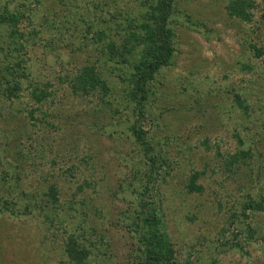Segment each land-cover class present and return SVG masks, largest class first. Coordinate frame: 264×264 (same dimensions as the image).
I'll list each match as a JSON object with an SVG mask.
<instances>
[{
	"label": "trees",
	"instance_id": "trees-1",
	"mask_svg": "<svg viewBox=\"0 0 264 264\" xmlns=\"http://www.w3.org/2000/svg\"><path fill=\"white\" fill-rule=\"evenodd\" d=\"M119 1L93 0L94 8L101 12L88 24L83 38L88 37V46L99 51L95 60L57 61L64 73L53 70L47 77L43 69L34 67L32 54L36 47H55L54 38L45 37L44 31L55 21L64 25L65 19L55 8L40 17L34 11L42 0H0V213H40L48 230L62 233L71 264H112L116 254L109 228L98 227L92 215L93 209L102 208L96 203L91 205L85 194L88 187H99L90 177L97 174L98 153L94 144L85 140L88 132L82 133L83 137L68 124L73 119L93 120L91 128L105 129L110 135L119 133L120 138L128 132L126 137L133 143L130 159L124 154L123 161L131 163L135 197L127 209L117 207L111 221L116 229L126 228L137 240L129 262L186 264L177 256L167 227L160 185L164 183L168 159L169 167L173 159L163 147L164 142L153 135L159 115L153 117L152 101L157 84L164 83L162 71L177 58L179 17L191 15L183 10L185 0H127L123 7ZM223 1L230 19L248 23L254 18L253 9L261 8L264 13V0ZM258 39L261 35L254 33L248 44L256 63L237 60L251 71L249 76L232 82L231 87L228 83L215 87L225 95L223 100L216 96L214 104L220 114L236 122L233 135L239 145L228 154L218 149L212 168L221 174L224 184L241 186V202L250 212L248 218L264 211V43ZM237 72L231 67L222 76L227 80L233 73H241ZM183 90L188 88L183 86ZM65 106L69 113H65ZM79 110L85 113L73 117ZM22 114L31 119L29 124L25 117L19 127L7 125L14 116L20 123L17 115ZM173 134L165 141L169 146L174 142L183 145L189 137ZM60 135H67L66 142ZM111 151L116 158L121 157L118 148ZM45 158L46 162L52 158L54 166L49 174L41 172L34 179L35 173L42 171ZM62 161L72 162L58 173L55 168ZM57 175L75 178L80 192L63 200ZM199 176L198 171L191 174L192 191L203 189L197 182ZM37 180L48 183L35 187ZM251 222L244 233L248 241L257 232Z\"/></svg>",
	"mask_w": 264,
	"mask_h": 264
},
{
	"label": "rangeland",
	"instance_id": "rangeland-1",
	"mask_svg": "<svg viewBox=\"0 0 264 264\" xmlns=\"http://www.w3.org/2000/svg\"><path fill=\"white\" fill-rule=\"evenodd\" d=\"M126 2L121 0L119 4L123 7ZM224 2H183V10L191 16L183 14L179 17L180 44L177 58L162 71L160 78L165 84H157L158 90L152 101L153 117L159 115L152 128L153 135L164 142L163 147L170 155V160L173 159L170 167L168 159L165 178H162L161 198L168 231L177 249V256L183 263L264 264V211H257L248 218L250 212H246L241 202L244 199L240 193L241 186L231 182L224 184L221 174L212 168L218 159V149L228 154L239 145L238 138L233 135L236 122L220 114L214 105L216 96L223 100L222 96L225 95L223 91L217 92L215 87L221 83H228L231 87L232 82L236 83L243 76H249L251 71L243 64H237V60L255 61L248 50L249 37L254 33L260 34L258 42L264 43V13L261 8L253 9L254 18L248 23L230 19L225 13ZM53 8L59 10L65 19L64 25L55 21L44 31L45 37L54 38L55 47H36L32 54L34 67L39 71L43 69L47 77L53 70L64 73L57 61L64 59L84 63L87 60L94 61L99 53L94 47L88 46V37L83 38L88 24L95 21L101 12L100 8H94L93 0H42L41 6L36 7L34 12L38 11L39 16L43 17L45 12ZM231 67L241 73H233L226 80L222 73ZM183 86L188 90H183ZM209 90L215 93H209ZM77 107L82 106L78 104ZM64 108L65 113H69L68 106ZM83 113L85 111L79 110L73 117ZM84 116L89 117L87 114ZM14 117L7 123L11 128L19 127L25 117L28 118L27 124L31 120L26 114L17 115L20 123ZM80 121L83 120L77 122L73 119L68 124L81 134L88 132L89 136L85 140L94 144L99 157V161H96L97 174L90 176L97 180L96 186L99 187L91 186L85 190L90 204L96 203L102 208L101 211L92 210L93 219L98 227L104 225L109 228L116 254L111 263L132 264L129 255L137 240L132 239L126 228L116 229L111 221L117 215L116 208L127 209L135 197L132 191L135 181L131 175V163L123 161L124 154L130 159L133 143L126 137L128 132L120 138L119 133L110 135L105 129L99 131L91 128L95 125L93 120ZM175 132L189 135L183 145L174 142L169 146V141L165 143L169 135L173 136ZM60 138L66 142L67 135H60ZM112 148H118L121 152L119 159L113 155ZM51 162L52 158H49L42 171L39 169L35 173L34 179L41 172L46 174L52 169L54 164ZM71 162H59L55 171L63 173ZM195 171L200 174L197 182L203 185L201 192L192 191L189 187L191 174ZM56 180L62 189L63 200L77 195L81 190L77 180H72L68 175H57ZM40 183L48 182L37 180L33 186H40ZM91 199L95 201L91 202ZM104 214L105 218L101 219ZM250 221L257 232L248 241L244 233ZM44 223L38 212L22 215L0 213V264H71L64 250L65 238L62 233L48 230V225ZM249 235L247 233V237Z\"/></svg>",
	"mask_w": 264,
	"mask_h": 264
}]
</instances>
